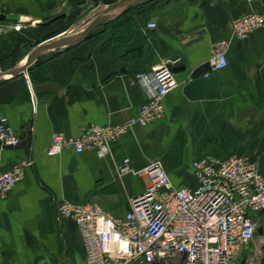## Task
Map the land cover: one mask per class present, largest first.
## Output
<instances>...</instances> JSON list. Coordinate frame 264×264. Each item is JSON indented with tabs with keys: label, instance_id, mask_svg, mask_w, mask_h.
I'll use <instances>...</instances> for the list:
<instances>
[{
	"label": "crops",
	"instance_id": "obj_1",
	"mask_svg": "<svg viewBox=\"0 0 264 264\" xmlns=\"http://www.w3.org/2000/svg\"><path fill=\"white\" fill-rule=\"evenodd\" d=\"M116 1L0 0L2 14L19 17L0 19V71ZM262 11L264 0H155L141 21L136 17L115 31L102 24L81 43L40 57L27 73L1 80L0 125L5 120L30 140L15 147L0 142V168L33 163L0 200V264H83L79 230L71 218L60 217L59 204L95 202L123 217L129 199L150 184L138 171L152 163L186 188L198 185L192 169L197 158L247 157L264 174V26L245 38L233 28L237 19ZM220 41L226 42L228 65L217 70L212 63ZM167 59L178 85L164 98L163 116L113 140L105 156L71 147L47 154L54 133L77 136L89 126L136 116L146 100L138 75ZM207 62L211 68L196 74ZM124 165L130 171L120 173ZM254 215L264 228V214ZM263 257L264 239L246 246L239 264H261Z\"/></svg>",
	"mask_w": 264,
	"mask_h": 264
},
{
	"label": "built area",
	"instance_id": "obj_2",
	"mask_svg": "<svg viewBox=\"0 0 264 264\" xmlns=\"http://www.w3.org/2000/svg\"><path fill=\"white\" fill-rule=\"evenodd\" d=\"M1 14V11H0ZM156 23H149L154 27ZM23 24L16 23L20 30ZM264 26V11L251 12L233 23L238 38ZM213 67L228 65L226 42L215 46ZM146 100L136 116L103 126H89L77 136L54 133L47 154L65 148L76 152L96 149L100 156L110 152L111 142L135 126H145L163 116L164 98L177 87L173 61L165 60L155 71L140 73ZM21 137L5 122L0 125V142L16 146ZM33 161L0 168V200L5 199ZM198 185L176 187L161 163L138 171L150 184L129 199L123 217L114 216L95 202L58 206L60 217L71 218L84 248L83 264H239L243 249L255 238L258 220L264 214V174L258 164L242 156L203 157L192 161ZM130 171L128 165L120 173ZM67 264H77L69 262Z\"/></svg>",
	"mask_w": 264,
	"mask_h": 264
},
{
	"label": "water",
	"instance_id": "obj_3",
	"mask_svg": "<svg viewBox=\"0 0 264 264\" xmlns=\"http://www.w3.org/2000/svg\"><path fill=\"white\" fill-rule=\"evenodd\" d=\"M146 1L148 0H117L116 2L100 7L99 9L88 15L80 23L73 25L66 32L59 33L38 43L31 49L24 60L15 67L5 71H0V81L6 78L13 77L20 73H27L28 68L40 57L53 51L70 48L81 43L98 26L114 21L115 19L122 16L129 8ZM60 17L61 16H57L50 20L42 21L37 24L48 25L55 22ZM18 18V15H5L2 13L0 14V19L18 20ZM210 68V62H207L204 65L198 67L195 72L196 74L204 73ZM173 70L176 71V68L173 67ZM29 140L30 136L28 135V137L21 139L20 143L16 146L26 145ZM263 231V227H259V233L262 234ZM242 264H244V262ZM261 264H264V257L261 260Z\"/></svg>",
	"mask_w": 264,
	"mask_h": 264
},
{
	"label": "trees",
	"instance_id": "obj_4",
	"mask_svg": "<svg viewBox=\"0 0 264 264\" xmlns=\"http://www.w3.org/2000/svg\"><path fill=\"white\" fill-rule=\"evenodd\" d=\"M155 0H148L139 5L129 8L122 16L107 23V27H111L113 31L122 30L125 25H130V23H135V18L138 17L139 21L148 14L151 3Z\"/></svg>",
	"mask_w": 264,
	"mask_h": 264
},
{
	"label": "rangeland",
	"instance_id": "obj_5",
	"mask_svg": "<svg viewBox=\"0 0 264 264\" xmlns=\"http://www.w3.org/2000/svg\"><path fill=\"white\" fill-rule=\"evenodd\" d=\"M54 52H55V51H54ZM259 227H261V226L259 225V226L257 227V229H256V234H255V238H254V240L251 242L254 246L257 245V247L260 246L262 239H264V231H263L262 234L259 233ZM263 229H264V228H263ZM241 261H242V260H241ZM241 264H242V263H241Z\"/></svg>",
	"mask_w": 264,
	"mask_h": 264
}]
</instances>
